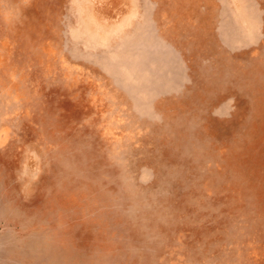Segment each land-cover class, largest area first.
<instances>
[{
	"label": "rangeland",
	"instance_id": "1",
	"mask_svg": "<svg viewBox=\"0 0 264 264\" xmlns=\"http://www.w3.org/2000/svg\"><path fill=\"white\" fill-rule=\"evenodd\" d=\"M0 264H264V0H0Z\"/></svg>",
	"mask_w": 264,
	"mask_h": 264
}]
</instances>
